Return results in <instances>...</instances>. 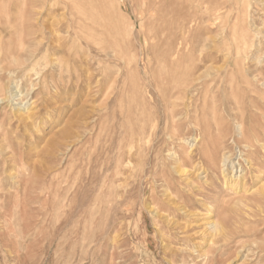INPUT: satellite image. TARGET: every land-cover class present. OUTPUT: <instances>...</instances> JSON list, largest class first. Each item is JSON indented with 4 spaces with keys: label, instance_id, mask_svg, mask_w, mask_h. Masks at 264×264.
Returning a JSON list of instances; mask_svg holds the SVG:
<instances>
[{
    "label": "rangeland",
    "instance_id": "obj_1",
    "mask_svg": "<svg viewBox=\"0 0 264 264\" xmlns=\"http://www.w3.org/2000/svg\"><path fill=\"white\" fill-rule=\"evenodd\" d=\"M0 264H264V0H0Z\"/></svg>",
    "mask_w": 264,
    "mask_h": 264
},
{
    "label": "bare ground",
    "instance_id": "obj_2",
    "mask_svg": "<svg viewBox=\"0 0 264 264\" xmlns=\"http://www.w3.org/2000/svg\"><path fill=\"white\" fill-rule=\"evenodd\" d=\"M227 17V16H226ZM226 19V18H225ZM230 20V19H229ZM236 22V21H235ZM228 25V24H227ZM220 26V25H219ZM231 26H232V24H231ZM241 30V29H240ZM223 31H226L225 29L223 30ZM231 33V32H230ZM242 38H243V36H242ZM247 39V38H246ZM248 40V39H247ZM56 41V40H55ZM172 45H174L173 43H171ZM188 41H187V39L185 38L180 44H179V50H178V54L179 55H183L184 56V54L187 52V51H191L192 50V46L190 45V46H188ZM245 46V45H244ZM59 47H62V45H60ZM70 47V46H69ZM174 47V46H173ZM51 48V45L49 44V46H48V48L47 49H50ZM54 48V47H53ZM71 48V47H70ZM242 48V47H241ZM244 48V47H243ZM247 48H248V46H247ZM62 50V49H61ZM42 51V50H41ZM65 51V50H64ZM63 52V51H62ZM44 53H45V51H44ZM61 53V52H60ZM173 56H174V53H173ZM179 59V58H178ZM193 60V59H192ZM171 61V60H170ZM177 61V60H176ZM195 64V63H194ZM184 65V64H183ZM182 65V66H183ZM175 68V67H174ZM173 73V72H172ZM180 73V72H179ZM238 73V72H237ZM182 74V73H181ZM182 76V75H181ZM174 77V76H173ZM181 80H183V79H181ZM179 82V81H178ZM46 86V85H45ZM45 89H46V87H45ZM43 90V89H42ZM42 93V92H41ZM173 96V95H172ZM171 105V104H170ZM169 108V107H168ZM27 112H29V110L27 111ZM26 112V113H27ZM141 127L143 128V126L141 125ZM142 133V132H141ZM144 139H145V137L143 136L142 138H140L139 139V141H144ZM132 140V139H131ZM204 146V145H203ZM134 147H135V145H134ZM139 148H140V146H139ZM141 149V148H140ZM241 151V150H240ZM227 154V153H226ZM231 157H232V154H230V156L228 157V159H231ZM242 160L244 161V162H246L248 165H250L251 164V162H249V160L246 158V159H243V155H242V153L240 152V158H239V160L238 161H236V162H233V161H231L230 160V163H232V166H231V168L233 167V170H232V172L234 171V168L236 167V165H239V166H242V168H244V164H242ZM184 161V160H183ZM251 167V166H250ZM163 168V167H162ZM228 170V169H227ZM242 170V169H241ZM240 170V171H241ZM239 171V170H238ZM238 179V178H237ZM235 182V179H234V176H232L231 178H230V180H229V184L232 186L233 185V183Z\"/></svg>",
    "mask_w": 264,
    "mask_h": 264
}]
</instances>
